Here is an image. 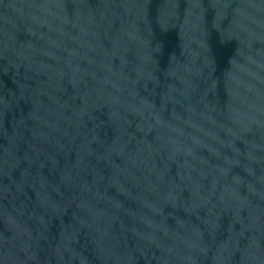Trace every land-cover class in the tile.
I'll return each mask as SVG.
<instances>
[{
  "label": "water",
  "instance_id": "obj_1",
  "mask_svg": "<svg viewBox=\"0 0 264 264\" xmlns=\"http://www.w3.org/2000/svg\"><path fill=\"white\" fill-rule=\"evenodd\" d=\"M0 264H264V0H0Z\"/></svg>",
  "mask_w": 264,
  "mask_h": 264
}]
</instances>
